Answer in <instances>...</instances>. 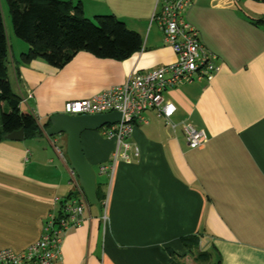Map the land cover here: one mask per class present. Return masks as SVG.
Listing matches in <instances>:
<instances>
[{
	"label": "crops",
	"instance_id": "1",
	"mask_svg": "<svg viewBox=\"0 0 264 264\" xmlns=\"http://www.w3.org/2000/svg\"><path fill=\"white\" fill-rule=\"evenodd\" d=\"M80 2L87 19L114 15L140 34L144 46L122 62L81 51L57 69L41 58L27 61L29 45L6 27L19 109L42 134L0 142V251L24 252L41 238L49 214L58 216L75 196L68 137L45 134L50 118L65 113L68 101L178 60L154 18L162 0ZM245 14L263 17L264 4L197 0L187 10V21L220 70L209 82L183 83L165 93L176 106L177 129L167 128L154 111L145 113L148 124L137 125L128 140L139 157L117 162L111 175L101 173L117 141L101 131L82 134L106 199L97 209L90 205L82 226L66 235L55 264H172V253L177 264H196L198 253L214 250L209 264H264V25ZM7 111L8 99L0 96V116ZM182 123L205 133L201 148L189 147ZM196 235L200 243L191 255L182 239Z\"/></svg>",
	"mask_w": 264,
	"mask_h": 264
},
{
	"label": "built area",
	"instance_id": "2",
	"mask_svg": "<svg viewBox=\"0 0 264 264\" xmlns=\"http://www.w3.org/2000/svg\"><path fill=\"white\" fill-rule=\"evenodd\" d=\"M197 0H162L161 8L154 18L164 33V40L178 60L146 73L129 78L126 83L110 87L88 99L68 101L65 114L71 116L98 115L119 112L121 121L101 128L102 134L117 141V148L111 162L100 167V172L111 175L117 162L130 163L139 157V149L131 146L134 130L139 124H148L145 113L154 111L167 128L177 129L173 121L176 106L165 93L183 83L194 81L209 82L220 66L215 64L216 56L208 53L200 39L199 32L187 21L186 12ZM223 6H232L236 0H217ZM186 141L191 149H199L206 142L205 133L190 123H182ZM71 184L75 196L64 201L62 213H53L43 223L41 238L22 253L12 250L0 251V264H55L61 259L62 246L66 235L80 228L85 221L86 210L90 208L78 179L71 173ZM102 221L108 218L103 213Z\"/></svg>",
	"mask_w": 264,
	"mask_h": 264
},
{
	"label": "trees",
	"instance_id": "3",
	"mask_svg": "<svg viewBox=\"0 0 264 264\" xmlns=\"http://www.w3.org/2000/svg\"><path fill=\"white\" fill-rule=\"evenodd\" d=\"M253 1L264 4V0ZM239 2L235 5L238 6ZM7 3L15 36L29 45L25 55L27 61L41 58L61 69L76 54L85 51L97 58L122 62L144 46L140 34L129 30L114 15L96 16V24L87 19L82 2L76 5L59 0H7ZM245 16L254 24L264 25V16ZM9 52L10 43L0 4V96L8 99L11 109L0 116V142L6 140L8 134L21 129L26 138L40 137L42 132L37 122L19 109L21 97L14 92L10 81L13 61ZM97 197L101 207L106 193L98 183ZM200 238L196 235L182 239L191 255L198 248ZM214 252L198 253L195 263L209 264L216 257ZM171 258L172 264H177L173 253ZM215 264L219 263L215 261Z\"/></svg>",
	"mask_w": 264,
	"mask_h": 264
},
{
	"label": "water",
	"instance_id": "4",
	"mask_svg": "<svg viewBox=\"0 0 264 264\" xmlns=\"http://www.w3.org/2000/svg\"><path fill=\"white\" fill-rule=\"evenodd\" d=\"M119 112L98 115L71 116L58 114L50 118V125L44 130L49 138L65 134L68 137L67 155L71 171L76 174L79 183L90 204L98 205L97 175L92 165L87 161L81 136L85 131H99L106 125H115L121 121ZM24 130L15 131L6 136L9 141H23Z\"/></svg>",
	"mask_w": 264,
	"mask_h": 264
},
{
	"label": "rangeland",
	"instance_id": "5",
	"mask_svg": "<svg viewBox=\"0 0 264 264\" xmlns=\"http://www.w3.org/2000/svg\"><path fill=\"white\" fill-rule=\"evenodd\" d=\"M59 1H63V2H72L73 4H76V5H78V3L80 2V0H59ZM238 2V0H236V3ZM235 3V4H236ZM0 4H1V8H2V13H3V18H4V21H5V25H6V27L8 28V30H9V33L11 34V35H14L13 37H15L14 39H16V41H19V43H24V42H22V40H19L16 36H15V34H14V32H13V27H12V18H11V15H10V12H9V7H8V3H7V0H0ZM100 16H106V15H100ZM93 23H95L96 24V20L95 19H93V21H92ZM129 28V27H128ZM130 28H133V27H130ZM129 28V29H130ZM25 45H27V44H25ZM16 48H19L18 46H15ZM101 131V130H100ZM63 135H65V134H63ZM98 175V174H97ZM98 177V179H97V182H98V184H100L101 185V187L104 185L103 183H104V181L103 180H101V178L99 177V175L97 176ZM102 188H104V187H102ZM91 206H92V208H95V209H97V207H100V206H98V205H92L91 204Z\"/></svg>",
	"mask_w": 264,
	"mask_h": 264
},
{
	"label": "clouds",
	"instance_id": "6",
	"mask_svg": "<svg viewBox=\"0 0 264 264\" xmlns=\"http://www.w3.org/2000/svg\"><path fill=\"white\" fill-rule=\"evenodd\" d=\"M100 131V130H99ZM72 173H74V172H72ZM75 174V173H74ZM89 201V200H88ZM91 205V204H90Z\"/></svg>",
	"mask_w": 264,
	"mask_h": 264
}]
</instances>
